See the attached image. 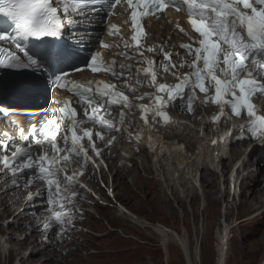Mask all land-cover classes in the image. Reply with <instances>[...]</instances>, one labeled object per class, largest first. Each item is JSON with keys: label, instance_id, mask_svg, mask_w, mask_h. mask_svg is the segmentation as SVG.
I'll return each instance as SVG.
<instances>
[{"label": "snow or ice", "instance_id": "1", "mask_svg": "<svg viewBox=\"0 0 264 264\" xmlns=\"http://www.w3.org/2000/svg\"><path fill=\"white\" fill-rule=\"evenodd\" d=\"M118 7L128 13L132 32L130 39L125 38L116 24L110 23L108 34L119 37V43L110 45L99 40V45L101 49L119 48L122 43L125 51L117 55L129 61L135 60V68L131 63L117 65L115 59L105 60L100 51H95L89 54L85 67L92 73L111 74L117 81L127 77L123 83L71 78L70 72L81 71L73 63L75 51L71 48L52 50L44 47L45 42L48 38L62 37L69 26H73L71 36L74 47L90 44L93 39L99 38L94 37L87 27L83 31L75 29L90 25L99 12H105L109 17L115 15ZM168 9L186 13L193 33L198 34L189 36L191 43L180 45L191 58L190 62L181 57L177 65L172 59L174 53L165 45L146 43L144 18L155 16L160 19ZM0 14L11 22L10 26L0 29V68L32 74L50 73V83L58 91L65 89L71 93L63 99L54 100L57 106L51 108L50 118L48 110H44L45 119L39 127H29L27 134L20 129V143H15L14 138L8 136L3 151L8 150L10 142L14 150L10 156L0 155V174H3L0 182L6 184L5 190L9 175L13 188L20 187L19 180L25 178L26 172H31L32 177L23 185L24 188L38 181L43 182L34 192L29 191L26 199V205H30L34 198L44 196L46 190L50 215L45 218L41 230L50 231L53 224L62 228L71 226L70 218L74 216L72 201L77 193H65L76 186L78 176L83 175V169L89 162L96 165L89 151L99 158L112 144V140H108L105 148H98L95 143V140L103 141L102 131L113 127L112 122L105 118V114H111L112 105L122 106V120L127 119L123 109L139 107L140 118L150 129H155L157 125L171 127L179 122L168 115L167 109L175 108L179 102L181 107L193 111L198 89L204 93L202 103L210 101L220 106V113L212 118L214 122L228 117L225 108L230 109L235 117L244 114L246 120L238 126V138L244 139L247 133L249 139H260L264 143V105L257 107L253 102L255 97L264 96V0H0ZM176 27L188 36L179 23ZM128 50L133 55H129ZM157 55H162L163 59L157 61ZM186 65L190 71L183 75L172 71ZM161 66L165 73L171 72L176 77L175 84L157 82ZM131 79H135L136 84L147 83L155 88V94L145 93L150 96L148 104L134 105L124 91L118 90L126 88L135 99H143L135 95L137 89L129 83ZM210 89L214 90L211 95ZM73 105L80 106L84 118L79 117L77 107ZM4 112L5 106H0V113ZM88 122L100 130L83 127ZM233 132L234 127H229L225 136ZM58 133H63L61 138H58ZM29 137L32 138L30 142ZM85 138L88 147L82 143ZM73 158L80 162L81 171L67 175V166ZM61 164L63 169L58 167ZM29 214L34 215V211ZM66 217L69 219L66 220ZM7 223L10 221L0 225V230ZM36 223L41 225L38 217Z\"/></svg>", "mask_w": 264, "mask_h": 264}, {"label": "bare ground", "instance_id": "2", "mask_svg": "<svg viewBox=\"0 0 264 264\" xmlns=\"http://www.w3.org/2000/svg\"><path fill=\"white\" fill-rule=\"evenodd\" d=\"M119 11L121 13H124V10L122 8ZM101 14L102 12L95 14L94 17L92 18V23L90 25H87V26L81 25L79 28L75 30L83 31L85 27H87L89 31L94 30L95 26L100 25L99 19H100ZM179 15L181 14L179 13ZM118 20H119L118 26L121 29V33L127 39V30L124 25L122 26L121 24L122 20L121 19H118ZM182 21L183 20L177 14L172 15V14H169V12H166L165 14L162 15L160 19H157L156 17L154 19L153 18L150 19V21H148V25L150 26H147L148 31H147L146 43L149 45H161V44L165 45V47L168 50L174 53L172 59L174 62L177 63V65L179 64V60L181 57L188 59L189 62L191 60V58L187 56V53L185 52V50L180 47L182 43L192 42L189 40L188 36H186L183 32L179 30V28L176 27V24L179 23L180 27L184 28L185 32H187L186 27ZM108 26H109V23L106 24V32L102 40L108 42L109 44L119 43V37H116V36L112 37L108 34ZM73 30H74L73 26H69V28L63 33L62 41L64 45L68 49L70 48L73 49L75 52L85 51L89 44H86L83 47H79V46L74 47L72 36H71V32ZM94 40L95 39H93L91 43ZM121 51H125L122 43L120 44L119 48L110 47V54L113 56V59L114 58H124L122 56L117 55V53ZM105 53L108 54L109 51H105ZM176 53H178L179 55H175ZM128 54L133 55L131 50H128ZM149 55H152V54H149ZM155 59L157 61H160L163 59V56L157 55L155 56ZM189 70L190 68L187 65L182 69L179 67H177L176 69H172V71H175L178 74H181L183 71L187 72ZM157 75L158 77H160V79H157L158 83H166V82H169L172 78H176L175 76L171 74V72L165 73L163 71L162 66L158 69ZM121 81L122 79H120L118 82L121 83ZM135 86H137L136 83H135ZM180 107L181 106L177 102L176 107L175 108L172 107V109L174 111H180L179 109ZM199 112H200V109L198 110V113ZM50 113H49V118H50ZM204 113H205V110H204ZM21 116L30 122L35 121L39 125L44 120V118L41 117V115L37 113L35 105H31L30 107H28V109L24 113H22ZM192 122L196 123L195 120H193ZM218 122L219 121H215L210 124L208 121H206L202 129H200L199 131H197V128H194V127H192V129H188L187 139L183 140L184 142L175 141V140L174 141L172 140L163 141V138H161L162 136L158 134H153L152 132L144 133L143 131H140L141 133L140 140L137 139V143L133 144V145H141L147 154L149 153L151 154L150 157L152 159V166L155 169L154 172L157 178H159L157 179V182L159 181L160 185H162L161 189L163 190V193L165 194V196H166V191H168L167 193L169 194V196H167L166 199L170 198L174 202H178L181 200H184V202H186V200L188 199L193 201L197 197H202L203 199L202 201H204V208L202 212L200 213V215H202L203 220L206 217H208L207 214H209V209H210L208 204H210L209 203L210 199H212L211 201L216 202V203L219 201V198H216L213 195L217 194V191L220 187H218L216 191L208 190L209 187L214 186L213 183H217L219 184V186H221V188L218 191L219 192L218 196L220 197V200L223 205H225L228 201H231L229 202V205L231 204V207L237 206L238 204L235 201L234 197L232 199H230L229 197L230 187H228L229 181L227 180V173L225 172L227 171L226 170L227 165L225 161L227 160L228 156L223 157L221 154L220 155L213 154V149L216 147V144H213L212 143L213 140H210V139L216 134L219 126L226 124V122H221L219 126L214 127L215 125H217ZM235 123L236 121H234V124ZM0 124L2 125L5 124L4 119H2L1 117H0ZM7 130L10 131L11 129L8 128ZM246 135L249 136V134L245 133V136ZM164 137L166 136L164 135ZM229 137L236 139V143H234L235 146H240V144L246 143L243 151L240 152V149H238L234 152L235 149H233L231 154L232 156H235L238 154V157L234 160L235 162L238 161L237 165H240V166L242 165V168L238 170V173H243L246 175L243 180V186H242L243 189H241L239 196L244 195V202L247 203L249 207H252L255 203L259 204L258 207H256L255 209L253 208L255 211L254 213H256V215H252V217H250L251 220H253L257 218L259 214H264V202L261 200L262 197L264 198V178H262V173H261L263 170L262 162L264 160V143H261L260 140L255 141L253 139H248L247 141H243L242 139L238 138L239 131L232 134L231 136H228L227 138ZM126 138H129V137H126ZM130 138L132 141H136V138L134 137V135H131ZM5 140H7L6 137H4L3 140H0L1 147H3V143ZM108 140H111V139L104 140L100 144L99 147L105 148L104 145L108 143ZM14 142L20 143V140L18 139L17 141L15 140ZM116 143L117 141L114 143L115 146H116ZM221 146H222V143L220 142L218 146L219 150ZM249 146L251 147L250 149L248 148ZM9 149H12V151L14 150L11 142L9 143V146H8V150ZM248 149H249V154H246ZM114 151H117V150H114ZM130 152L131 151L129 147H126L124 149L125 155L130 154ZM10 154L11 152L7 153V151H5V153H3L2 155L10 156ZM125 157L127 159L124 158L123 160L126 162L128 161L130 162V158L128 157H131V156H125ZM94 159L96 161V165L98 166L95 165V169L88 167L83 176L87 178V180H91L92 177L98 178V182H95V186L97 188H100L101 185L99 187L97 183L103 182V178H104L103 176H107L108 171L110 172V173L108 172L109 175L111 174L112 166H113V169H116L115 168L116 162H114V165H112L111 163L112 160L109 158L106 152H104L101 157L99 158L94 157ZM215 160H221L222 162L221 169L218 170V172H216L215 166L216 165L218 166L220 162L215 163ZM100 162H105V164L103 165L101 164L102 165L101 167ZM89 164L93 165L91 162ZM233 165H234V162L232 166ZM142 166L146 167L144 163L142 164ZM123 167H125V165ZM80 171L81 170L79 169L77 172H80ZM91 171H93L92 175H90ZM203 171L204 172L208 171L207 176H210V179H206L205 178L206 176H205L204 179L200 180V175ZM77 172H74V173H77ZM114 173H113L114 175L110 176L111 181H112L111 195H114L115 200L119 203L117 207L115 206L116 207L115 208L116 210L115 218H117L118 220H122V221L132 222L133 224L137 225L140 228L150 227L157 235H159L161 239L162 247L166 248L168 246H171V244L176 245L182 251L186 264H197L198 261H200V253H201L200 252L201 242L198 243L199 242L198 239L200 235H198V239L196 241L197 242L196 245H198L199 248L195 246L196 249L194 252H192L190 238H189L188 233H184L183 235H180L177 231L171 228H168L165 225L147 222L144 219L135 215L134 213L130 212V210L127 209V206H126L127 202L126 204L122 201L120 202L118 198L119 193L114 191V186L116 187V185L113 182L115 179L114 176L117 173V177L121 179L123 177L122 173L119 171L118 168L115 170ZM25 174H27V172ZM2 175L3 174H0V177H2ZM214 175L216 177H214ZM220 177L222 179L223 185L220 184L221 183ZM216 180H218V182H216ZM203 181H206V185H203ZM196 182H199V187L201 189L202 196L198 195L197 187L195 185ZM11 183L12 181H11L10 175L7 178V190H5L6 184L4 182H0V184H3V185H0V208H3V210H0V219H1L0 225H3L5 223L4 220L8 219V216L4 218H1V216H5L9 213L11 215L12 213H14L13 209L17 205L21 206L23 204L22 202L26 201L28 193H29V189H28L27 194H25L26 196L24 200L22 201L21 197L24 196L25 189L23 188V185H25V183L22 182V179L19 180V184H20L19 188L11 187ZM3 187H4V190H3ZM43 206H44V202L42 201V196L36 197L34 198L32 204L30 205L25 204V207H24V211H26L25 215L29 216L30 215L29 213L35 210L37 211ZM261 208H263V210ZM98 209H101V211H99L101 213L100 216H102L103 219L106 218L107 214L105 210L103 208H100V206H98ZM259 209H261L263 212L261 211L259 214H257V211ZM23 213L22 211H19L16 215H14L12 217L13 219L11 222L12 224L7 223L6 229L9 228L10 224L17 225L18 227H22L23 225L26 226V224L28 223L27 221L28 218H26L25 216L22 217ZM197 213L199 214V211H197ZM204 215L206 216L204 217ZM43 216L44 215L40 216L39 219L42 220ZM115 218L113 216V218L111 219L112 221H110L109 219L108 220L111 223H113V221L117 223L118 220ZM44 221H42L41 225L39 226L37 225V223H34V222L30 223L31 221H29L28 223L32 226V235L30 238L29 245L31 244L33 245L29 252V255L32 253L33 255L42 254L44 251L47 250L45 253L44 260L53 261L54 264H64L66 259L69 256L76 253V251H78L80 247L77 246L76 250L69 251L66 255H62L60 253L61 252L60 243L58 242V240H54L53 237H50L52 234L53 235L57 234V230L53 226L48 235V240L39 241L40 238L45 237L46 232L48 231V230L47 231L41 230L42 224L44 223ZM206 225L208 226L207 220H206ZM237 225H240V223H237L236 226ZM89 226L92 227L91 224H89ZM95 226L99 228L97 225ZM232 228L234 227H229L227 223L220 221V224L218 228L216 229V241H217L216 242V250H217L216 264H226L227 261H229L228 256L229 254H231V250L233 249L232 247L233 242L231 241V238L233 235H230V233L232 234ZM6 229L5 227H3V229L0 230V242H2L4 245H6V243L8 242L5 237V235L7 234ZM21 229L22 228H19L17 230H21ZM120 230L122 231V233H124L123 235L126 236L125 229L124 228L122 229V227H120ZM42 231H44V234L40 235V232ZM197 233L199 234V232ZM70 234H74V235L77 234V236L79 235L76 232L70 233ZM107 236L113 237L114 234L108 233ZM13 239L15 238L13 237ZM19 240L20 241H18L17 243H19L22 248H25L28 237L23 238V241H21V239ZM77 240L79 241V238H77ZM93 242L95 241L93 240ZM71 245H75V242H69L63 248H65L66 246H71ZM79 245L85 246V243L79 242ZM57 253H58L59 258L58 259L56 258L57 260H54ZM109 253H110L109 249L108 250L106 249L104 252L101 250H98V252L96 253V256H103ZM29 255L26 258H24L25 255H22L23 257L22 256L20 257L19 264H34L33 257Z\"/></svg>", "mask_w": 264, "mask_h": 264}, {"label": "rangeland", "instance_id": "3", "mask_svg": "<svg viewBox=\"0 0 264 264\" xmlns=\"http://www.w3.org/2000/svg\"><path fill=\"white\" fill-rule=\"evenodd\" d=\"M245 144L246 143L240 144V146L243 145L240 147V152L244 150ZM236 149H239V147H236ZM235 156L237 158L238 154ZM136 159L138 161H134L133 159L132 161L130 160L125 169H122V167L120 169L118 167L124 178H118L117 173L114 176V184L116 185V187L113 185L114 191L119 193L118 198L120 202L122 201L125 204L127 202L126 206L130 212L147 222L165 225L177 231L180 235L188 233L192 252L195 251L196 247L199 248V246L196 245V241L198 235H200L198 243L201 242V253L200 261H198L197 264H216V229L220 221L225 222L229 227H234L232 228V234L230 233V235H233L231 238L233 249L228 256L229 261H227L226 264H264V214H259L263 208L257 211V214H259L257 218L253 220L250 218L252 215H256L254 209L258 207L259 204L255 203L252 207H249L247 203L244 202V195H240L237 206L231 207V204L229 205L231 201L223 205L218 196V191L221 186L217 183H213L214 186L209 187L208 190L216 191L218 187H220L217 194L213 195L219 198V201L216 203L210 199V204H208L210 208L209 214H207L208 217L203 220L202 215H200L204 208L202 197H197L193 201L188 199L186 202H184V200L174 202L170 198L166 199V197L169 196L167 193L168 191H166L165 196L161 189L162 185H160L159 181V183L157 182L159 178H157L154 172L155 169L152 166L151 157L144 151L137 154ZM143 163L146 167L142 166ZM225 163L229 165L230 159L227 158ZM129 164H132V166H129ZM116 165L117 162L115 163V166ZM262 167L263 170L261 173L262 178H264V164ZM115 168L117 169V167ZM112 171L110 176L115 174V170L113 171L114 174ZM109 173L107 172L108 175ZM207 174L208 171H203L200 175V180L204 179L205 176L206 179H210V176H207ZM214 177L216 176L214 175ZM94 179L98 181V178ZM220 181V184L223 185L221 177ZM199 182H196L195 185L198 195L202 196ZM216 182H218V180H216ZM97 184L100 187V184ZM203 185H206V181H203ZM261 200L264 202L263 197ZM22 203L21 206L17 205L13 209L14 213L11 215L9 213L5 216H1V218L8 216V219H5L4 222L10 221V218L12 219L14 215L21 211L20 207L24 209V202ZM114 207L106 206V208H104L100 206L107 214L104 219L100 216L101 213L99 211H101V209L89 208L92 212L88 224H91L93 228L88 226L90 231H84L87 233L82 232L79 234L77 231L76 233L79 234L78 236L77 234L71 235L73 239L71 242H75V245L77 244L80 249L69 256L64 264H186L182 251L176 245L171 244V246L166 248L162 247L159 235L150 227L140 228L132 222L115 218L116 210ZM197 211H199V214ZM23 212L22 217L26 216V211ZM32 216L37 215H30L28 218L31 219ZM113 216L118 220L117 223H115V221H113V223L109 222V220L112 221L111 219ZM205 216L206 215H204V217ZM206 220L208 226L206 225ZM30 223H32V221ZM237 223H240V225L236 226ZM11 224L6 230L7 234L5 235L8 242L6 245L0 242V264H19L20 257L25 255L24 258H26L33 246L32 244L29 245V238L30 235H32V226L26 224V226L23 225L22 227H18L17 225ZM120 227L125 229L126 236L123 235L124 233H122ZM16 228L22 229L17 230ZM26 232L29 238L26 241L25 248H22L17 242L20 241L19 239L23 241ZM43 232L40 234L42 235ZM197 232H199V234ZM108 233H113L114 236L108 237ZM13 237L15 239H13ZM76 237L79 238V241ZM41 240L45 241V238H40L39 241ZM93 240L95 242H93ZM79 242L85 243V246H80ZM76 247L70 251L76 250ZM106 249L110 250L109 254L96 256L98 250L104 252ZM46 251L37 255H33L32 253L29 256L33 257L34 264H54L53 261L44 260ZM56 258H59L58 253L54 260H57Z\"/></svg>", "mask_w": 264, "mask_h": 264}]
</instances>
